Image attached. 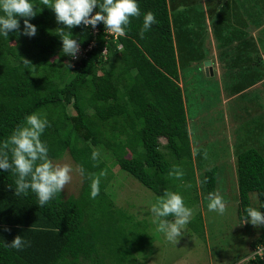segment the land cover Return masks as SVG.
Instances as JSON below:
<instances>
[{
    "label": "trees",
    "instance_id": "1",
    "mask_svg": "<svg viewBox=\"0 0 264 264\" xmlns=\"http://www.w3.org/2000/svg\"><path fill=\"white\" fill-rule=\"evenodd\" d=\"M174 24L169 0H0V264H138L155 238L106 191L114 167L165 220L215 195L218 171L196 172ZM67 153L84 178L69 198L51 163ZM236 157L239 219L257 195L262 223L244 264H264V153ZM190 227L205 236L201 212Z\"/></svg>",
    "mask_w": 264,
    "mask_h": 264
},
{
    "label": "rangeland",
    "instance_id": "2",
    "mask_svg": "<svg viewBox=\"0 0 264 264\" xmlns=\"http://www.w3.org/2000/svg\"><path fill=\"white\" fill-rule=\"evenodd\" d=\"M215 1L217 0H196V3L203 5L211 13V7L216 6ZM220 84L223 88L221 82ZM185 100L192 141L199 148L196 152H199V156L202 155L199 163L196 162L198 179L205 171L216 169L218 178L215 195L209 197L201 192L200 202L195 203L190 211L181 217L165 220L159 214L164 203L119 167L113 168L115 177L109 181L106 191L110 192L119 208L127 210L138 220H145L149 233L155 238L151 248L139 258L138 264H244L249 259L247 257L251 243L262 232V223L257 195H252V219L248 222L239 219V189L234 169L236 164L231 162L233 155L228 148L231 132L229 127L233 123L228 116L234 118L240 101L223 105L220 93L210 90L209 85L201 90L198 83L187 85ZM249 104L254 111L253 115H262L261 107ZM257 117L243 125V128L250 129L254 126L255 130H262L264 121H258ZM253 138L258 141L259 135L252 132L250 139ZM236 159L237 157L235 162ZM51 163L65 197L78 196L82 191L84 178L71 155L67 153ZM200 212L205 224L204 237L194 233L190 227V222Z\"/></svg>",
    "mask_w": 264,
    "mask_h": 264
},
{
    "label": "crops",
    "instance_id": "3",
    "mask_svg": "<svg viewBox=\"0 0 264 264\" xmlns=\"http://www.w3.org/2000/svg\"><path fill=\"white\" fill-rule=\"evenodd\" d=\"M195 3L196 0H169L175 20L176 51L180 52L181 85L186 93L189 83H198L201 90L209 85L210 90L221 94L223 105L240 101L234 118L228 116L233 123L228 148L233 155L231 162L236 164L235 157L243 148L264 150V128H243L257 117L249 102L261 107L262 115L257 119L264 121V80L252 83L261 72L258 57L264 60V0H217L211 13ZM206 62H210L212 74L206 73ZM252 132L259 135L258 141L250 139ZM194 153L198 164L202 155L196 150ZM196 172L198 175L197 169Z\"/></svg>",
    "mask_w": 264,
    "mask_h": 264
},
{
    "label": "built area",
    "instance_id": "4",
    "mask_svg": "<svg viewBox=\"0 0 264 264\" xmlns=\"http://www.w3.org/2000/svg\"><path fill=\"white\" fill-rule=\"evenodd\" d=\"M95 22H96V19H95V17L93 16V17L91 18L90 21H87V25H88V24H91V23L94 24ZM111 32L114 33L116 36H117V34H118V32L115 33L114 30L111 31ZM90 48H91V47H89V48L86 49V50H83L82 48H78L76 54L73 56V62L78 61V60L81 59L82 57H85V54L87 53L88 50H90ZM256 254H258V255H260V256H262V255L264 254V245H263V246H260V247H258V248H256V250H255V254H254V255H256Z\"/></svg>",
    "mask_w": 264,
    "mask_h": 264
},
{
    "label": "water",
    "instance_id": "5",
    "mask_svg": "<svg viewBox=\"0 0 264 264\" xmlns=\"http://www.w3.org/2000/svg\"><path fill=\"white\" fill-rule=\"evenodd\" d=\"M205 66H206V71L210 72L212 74L213 73V69L210 67V62H206Z\"/></svg>",
    "mask_w": 264,
    "mask_h": 264
},
{
    "label": "clouds",
    "instance_id": "6",
    "mask_svg": "<svg viewBox=\"0 0 264 264\" xmlns=\"http://www.w3.org/2000/svg\"><path fill=\"white\" fill-rule=\"evenodd\" d=\"M118 33H120V30H118Z\"/></svg>",
    "mask_w": 264,
    "mask_h": 264
}]
</instances>
